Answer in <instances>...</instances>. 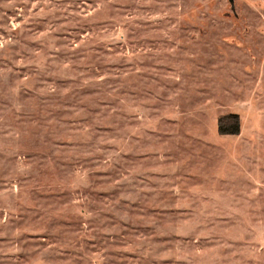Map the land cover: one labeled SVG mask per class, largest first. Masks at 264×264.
Masks as SVG:
<instances>
[{
    "label": "rangeland",
    "instance_id": "1",
    "mask_svg": "<svg viewBox=\"0 0 264 264\" xmlns=\"http://www.w3.org/2000/svg\"><path fill=\"white\" fill-rule=\"evenodd\" d=\"M0 264H264V0H0Z\"/></svg>",
    "mask_w": 264,
    "mask_h": 264
},
{
    "label": "trees",
    "instance_id": "2",
    "mask_svg": "<svg viewBox=\"0 0 264 264\" xmlns=\"http://www.w3.org/2000/svg\"><path fill=\"white\" fill-rule=\"evenodd\" d=\"M216 130L220 136H236L241 131V120L237 113H226L218 116Z\"/></svg>",
    "mask_w": 264,
    "mask_h": 264
}]
</instances>
